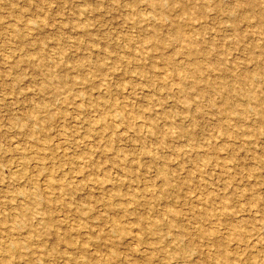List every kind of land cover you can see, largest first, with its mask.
Segmentation results:
<instances>
[{"label": "rangeland", "instance_id": "obj_1", "mask_svg": "<svg viewBox=\"0 0 264 264\" xmlns=\"http://www.w3.org/2000/svg\"><path fill=\"white\" fill-rule=\"evenodd\" d=\"M0 264H264V0H0Z\"/></svg>", "mask_w": 264, "mask_h": 264}, {"label": "bare ground", "instance_id": "obj_2", "mask_svg": "<svg viewBox=\"0 0 264 264\" xmlns=\"http://www.w3.org/2000/svg\"><path fill=\"white\" fill-rule=\"evenodd\" d=\"M38 145V144H37Z\"/></svg>", "mask_w": 264, "mask_h": 264}]
</instances>
